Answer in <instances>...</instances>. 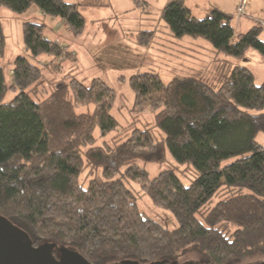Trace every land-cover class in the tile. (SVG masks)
<instances>
[{
    "label": "trees",
    "instance_id": "1",
    "mask_svg": "<svg viewBox=\"0 0 264 264\" xmlns=\"http://www.w3.org/2000/svg\"><path fill=\"white\" fill-rule=\"evenodd\" d=\"M132 4L147 11L146 0ZM31 5L58 17L73 36L84 27L69 1L0 0V7L15 13ZM158 17L172 42L183 35L202 37L216 53L240 59L250 47L264 58V27L254 23L235 36V15L217 7L195 17L183 0H167ZM21 25L27 55L17 54L9 63L11 84L0 65L2 218L26 233L33 247L70 246L90 264L174 260L189 248L205 264L264 255V146L255 141L256 132L264 133V113L250 112L264 108V82L256 85L246 65L228 62L212 81L180 75L162 83L159 73L136 72L128 77L133 110H150L164 137L153 139L134 119L94 146L95 127L100 136L116 128L109 113L116 92L99 76L87 84L74 77L75 55L61 56L63 46L43 35L45 24ZM153 36L154 30H140L135 42L145 48ZM4 38L0 25V57ZM42 55L51 56L46 70L59 71L62 60L71 67L61 79L42 78L36 63ZM7 90L16 93L2 103ZM87 104L92 111L75 110ZM166 151L177 163H167ZM228 157L234 159L221 165ZM140 162L167 165L150 178ZM130 181L151 205L173 215L175 228L163 227L137 206L125 183ZM212 197L217 200L210 204Z\"/></svg>",
    "mask_w": 264,
    "mask_h": 264
},
{
    "label": "rangeland",
    "instance_id": "2",
    "mask_svg": "<svg viewBox=\"0 0 264 264\" xmlns=\"http://www.w3.org/2000/svg\"><path fill=\"white\" fill-rule=\"evenodd\" d=\"M238 1L236 2L234 15L241 17L245 13V7L247 9L249 0L245 2L246 5L242 15H236ZM162 6V0H151L147 7L148 10L143 13L140 9L133 6L130 0H105L103 5L89 8L86 6L80 9L83 12L86 23L79 35L73 36L70 32L67 35L64 29L57 33V37H59V41L62 44L69 45V43L75 42L73 52L76 55V63L71 74L78 79L85 78V84H87L92 76H99L116 92L115 102L109 110L112 117L117 120L116 128L107 132L106 135L100 136L97 127H95L93 132L94 146L102 144L103 141L116 134L117 128L127 125V123H130L134 119L136 120L134 126L137 129H150L153 139L161 140L164 137L161 129L159 130V128L153 126V114L150 110H133L134 94L131 86H129L128 77L136 72L151 70L157 74L159 73L162 83L169 81L172 76L180 75H194L212 81L218 75L223 62H228L233 65H246L252 71L253 80L256 85L264 82V58L256 49L248 47L243 57L239 59L221 52L216 53L210 43L202 37L192 38L190 35H183L178 39V43L172 47L173 49L168 51L163 46H160L159 43L155 44L156 41L164 43L161 39H165L163 35L168 34L165 23L158 17ZM35 7V5H31L22 13L11 12L5 6L0 7V25L2 26L3 36H5L0 65L2 66L4 80L7 84H11L12 82L9 63L17 54L27 55L24 46H22L21 23L25 19H29L28 21H39L38 19L31 18V10ZM8 13L12 14V16ZM92 17H95L97 20L90 22ZM260 18L264 20V15H260ZM56 19L59 18L57 17ZM257 23L259 24V22ZM46 28L47 26H45ZM145 29L154 30V37L151 40L152 42L143 48L135 42V34ZM56 30L57 28L52 29V31ZM44 35L51 36L47 30L44 31ZM260 36L264 40V32ZM65 51L63 49L62 57H64ZM49 59L50 56L42 55L39 56L36 63L44 70V64ZM60 62L62 69L59 71L45 70L41 74V77L45 79L54 77L55 80L63 78L65 73L70 69L71 62L68 60ZM120 75L124 76V80L118 78ZM15 93L16 91L7 90L1 102L6 103ZM92 108V104H87L78 106L75 110L77 112L92 111ZM250 112L264 113V108L258 110L251 109ZM255 141L259 145L264 146V133L260 130L255 134ZM233 159V157H228L221 162V165ZM166 161L169 164L177 163L169 151H166ZM140 165L144 167L151 178L166 168L167 164H144L140 162ZM182 181L187 183L185 178ZM125 183L133 190L137 206L146 215L156 219L163 227H167L168 229L176 227V221L168 210L151 205L148 197L140 193L138 185L134 182ZM216 200V197H212L210 204H213ZM122 259L111 260L105 264L119 263ZM174 260L178 264L187 262L188 260L204 264L202 254L191 248L178 255ZM256 260L264 261V255L255 253L254 255L245 256L240 259H232L227 264H246Z\"/></svg>",
    "mask_w": 264,
    "mask_h": 264
},
{
    "label": "water",
    "instance_id": "3",
    "mask_svg": "<svg viewBox=\"0 0 264 264\" xmlns=\"http://www.w3.org/2000/svg\"><path fill=\"white\" fill-rule=\"evenodd\" d=\"M52 251L57 253L53 256ZM0 264H90L70 246L57 243H44L32 246L26 233L7 222L0 216ZM111 264H142L136 260L122 259ZM144 264H178L175 260H155ZM179 264H202L193 260ZM205 264V263H204ZM246 264H264V261H254Z\"/></svg>",
    "mask_w": 264,
    "mask_h": 264
},
{
    "label": "crops",
    "instance_id": "4",
    "mask_svg": "<svg viewBox=\"0 0 264 264\" xmlns=\"http://www.w3.org/2000/svg\"><path fill=\"white\" fill-rule=\"evenodd\" d=\"M64 1H66V2L69 1V2L74 3L76 5L77 10H79L81 12L82 16H83V12L80 10L82 7L87 6L89 8V7H93V6H100V5H103L105 2V0H64ZM130 1L132 2V0H130ZM146 1L148 2V6H149L151 0L150 1L146 0ZM166 1L167 0H162V4L164 5L166 3ZM183 2L186 6H188L190 8L192 15H194L195 17H199V16L204 15L210 9V7H217L219 9H222V10L227 11V12L234 15L237 0H183ZM247 4H248L247 9L245 7V13L243 14V16H241V17L235 16V18H234L233 26L235 27V31H234L235 36H238V35L244 33L245 30H247L252 25H254V23H257V22H259V24L264 27V20L262 18H260V15H264V0H249ZM147 10H148V8H147ZM31 11H32V17L31 18L38 19L39 22H41V23L45 24V26H47V28L46 29L44 28V30H43V35H44V31H46V30L49 31L51 36L49 35L50 36L49 37L48 35L47 36L44 35L46 38L54 41L55 43H57L59 45H62L64 50H66L68 52L70 51L73 53V55H75L73 52L74 51L73 49L75 48V46H74L75 42H71V43H69V45H65V44H62L59 41V37H57L58 36L57 33H59V31H61L63 29L66 32V34L68 35L69 30L67 29L66 24L63 23L60 19H56V17H51L48 15L45 16L43 13L40 12V10L37 7H35ZM9 15L12 16V14H9ZM26 18H28V17H26ZM83 19H84V17H83ZM25 20H29V19H25ZM96 20L97 19L95 17H92L90 19V22L96 21ZM53 28H57V30L52 31ZM163 36L165 37V39L163 38L161 40H163L164 43L162 41H161L162 43L156 41L155 44L159 43L160 46H163L166 49V51L173 49L172 47L178 43V42H172L171 40H169L170 37H168V34L163 35ZM165 49H163V50H165ZM75 57H76V55H75ZM50 59H51V56H50ZM244 61H245V59H244ZM45 70L46 69H44L43 71H45Z\"/></svg>",
    "mask_w": 264,
    "mask_h": 264
},
{
    "label": "built area",
    "instance_id": "5",
    "mask_svg": "<svg viewBox=\"0 0 264 264\" xmlns=\"http://www.w3.org/2000/svg\"><path fill=\"white\" fill-rule=\"evenodd\" d=\"M246 0H239L236 8V15H242L245 7Z\"/></svg>",
    "mask_w": 264,
    "mask_h": 264
}]
</instances>
